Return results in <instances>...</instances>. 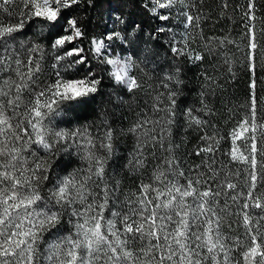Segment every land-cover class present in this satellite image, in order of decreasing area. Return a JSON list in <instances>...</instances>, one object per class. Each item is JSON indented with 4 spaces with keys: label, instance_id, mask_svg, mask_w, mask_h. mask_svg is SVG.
Masks as SVG:
<instances>
[{
    "label": "snow or ice",
    "instance_id": "1",
    "mask_svg": "<svg viewBox=\"0 0 264 264\" xmlns=\"http://www.w3.org/2000/svg\"><path fill=\"white\" fill-rule=\"evenodd\" d=\"M82 4L0 0V264H264V96L257 98L255 79L257 51L264 54V45L257 39L255 0H246L239 41L205 37L197 0L145 5L160 21H168L175 10L183 31L157 30L173 33L174 60L203 61L190 44L199 39L215 57V71L201 73L200 107L182 111L180 67L155 79L148 75L151 102L120 133L133 137L125 167L138 176L123 199L122 182L109 171L117 136L107 118L95 131L88 125L61 127L58 120L87 102L101 83L77 44L86 34L67 14ZM33 25L35 38H23ZM259 32L264 33V18ZM115 40L124 41L121 31L92 37L88 51L107 66L115 84L134 93L145 85L132 74L140 62L111 54ZM49 56L51 77L43 80ZM241 61L252 73L251 92L242 119L225 136L204 119L215 114L206 97L222 87L219 79L226 73L229 79L235 75ZM78 65L88 70L72 78L68 72ZM178 114L188 127L204 132L199 138L204 143L195 149L201 162L187 168L173 139ZM61 153L75 154L81 167L53 179V159ZM229 218L243 227L242 234L222 231Z\"/></svg>",
    "mask_w": 264,
    "mask_h": 264
},
{
    "label": "trees",
    "instance_id": "2",
    "mask_svg": "<svg viewBox=\"0 0 264 264\" xmlns=\"http://www.w3.org/2000/svg\"><path fill=\"white\" fill-rule=\"evenodd\" d=\"M153 0H83L82 5L75 6L68 10L70 17H75L80 27L86 34V39L78 41V46L85 50L88 57V64L101 80L98 91L89 97L87 102L72 106V109L58 120L61 127L75 128L77 126H90L95 131L100 124L102 117H106L111 126L116 130V140L114 141V155L110 161V174L115 175V179L122 182L120 198L123 199L124 193L138 183V176L130 173L125 167L128 161L129 153L133 149V137L122 135L121 129H127L136 113L141 108L146 107V101L151 102V97L146 91L148 75L153 79L157 75L163 76L164 72L175 70L180 67V79L183 83L179 86L181 95L178 98L179 110L182 111L190 106L200 107V91L202 89L203 77L201 75L205 69L210 72L215 71L211 65L215 62V57H211L203 47V43L197 39L194 43L190 41L191 47L204 56L203 61L193 63L187 57L173 59L169 41L173 35L172 32L165 30L158 32V28L164 26L172 28L176 33L183 31L182 25L175 19V10L172 12V18L168 21H160L158 16H153L149 11ZM225 0H197L205 19L202 20L203 35L205 37H223L230 36L239 41L245 31L243 24V10L246 0H227L228 7H224ZM167 14V10H161ZM195 14V10H193ZM255 15L257 17V39L261 45H264V33L259 32L260 18H264V0H255ZM117 17L122 18L125 23L120 24ZM139 25V28H135ZM38 31L37 26L33 25L28 30V36L35 38L34 34ZM121 31L124 35V41L115 40L111 43V54L126 57L132 55L140 62L146 72H142L140 67L133 70L132 74L145 82L143 88L134 93H128L122 86L108 76L106 65H99L88 51L92 37L103 39L106 32ZM47 35V33H45ZM218 43V41H216ZM46 43V41H45ZM70 47V46H69ZM229 47H232L231 45ZM235 51V48H232ZM52 57L49 56L46 61L42 79L51 77ZM87 67L78 65L69 70L68 75L72 78L82 76ZM224 72L221 68L216 74ZM231 74L226 73L219 79L222 86L216 90V94L206 97L209 106L215 114L204 116L205 120L215 124L222 135H227L234 126L236 120L242 119L245 109L242 105L248 102L251 89L249 84L252 80V73L243 66L242 61L235 65V75L231 79ZM255 79L257 82V98L264 96V54L257 51V66L255 70ZM173 87H176L173 84ZM204 132L195 126L188 127L182 115L177 116L176 124L173 128L174 142L179 146L177 154L185 168L190 165L199 164L202 157L195 155V149L198 145L204 143L199 138ZM211 135V129H209ZM225 146H230L225 142ZM81 167V161L75 154L61 153L59 157L53 159L52 178L57 175H64L75 168ZM222 231L227 236H237L244 232L243 227L237 226L232 218L226 219L222 224Z\"/></svg>",
    "mask_w": 264,
    "mask_h": 264
}]
</instances>
